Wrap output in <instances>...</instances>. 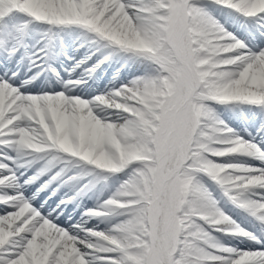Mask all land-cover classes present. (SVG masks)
Segmentation results:
<instances>
[{
  "label": "snow or ice",
  "instance_id": "6c2138e0",
  "mask_svg": "<svg viewBox=\"0 0 264 264\" xmlns=\"http://www.w3.org/2000/svg\"><path fill=\"white\" fill-rule=\"evenodd\" d=\"M0 264H264V0H0Z\"/></svg>",
  "mask_w": 264,
  "mask_h": 264
}]
</instances>
